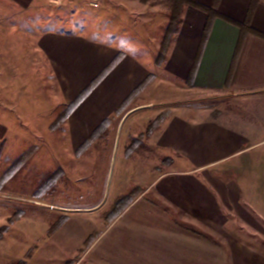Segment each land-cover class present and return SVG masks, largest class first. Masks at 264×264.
<instances>
[{"label":"crops","instance_id":"1","mask_svg":"<svg viewBox=\"0 0 264 264\" xmlns=\"http://www.w3.org/2000/svg\"><path fill=\"white\" fill-rule=\"evenodd\" d=\"M40 1L0 0V140L44 138L35 145L30 141L37 147L36 152L8 175L0 193L29 198L53 174L50 167L46 174L51 162L56 163V168L66 169L63 160L52 151L50 140L45 139L54 132L52 125L59 116L87 89L89 94L58 127L75 118L80 123L94 119L95 114L100 119L86 137L89 140L104 128L102 124H108L111 114L123 112L136 99H146L158 90L161 79L165 80L152 70V66H158L154 60L148 67L142 60L135 61L130 51H115L110 45L93 44L85 52L77 45L68 52L61 41L64 34L45 29L42 19L36 21V17L43 18V10L36 5ZM192 1L214 7L222 18L215 19L210 33L204 36L206 14L184 7L181 24L161 64L171 88L170 97L187 90L192 95L235 99L243 105L236 106L233 124L226 117L212 123L210 117L198 120L195 115L183 118L172 114L170 120L178 125L173 131L164 132L161 140H182L193 149L198 146L202 160L199 166L209 163L211 144H217V160L227 161L235 156L236 175L240 178L245 175L243 163L249 157L250 183L243 178L240 183L235 182L236 199L241 201L236 209L243 210V194L250 193L252 210L258 217L264 215L259 202V195L264 193V170L260 166V161H264V0H259L250 18L249 26L254 31L239 26L248 19L252 0ZM118 56L119 60L107 71ZM150 77L145 88L133 96ZM162 95L159 90L160 99ZM87 108L89 116L79 117ZM136 110L128 111L127 117ZM36 130L45 131L35 134ZM30 149L12 156L11 162ZM71 171L66 170V178L90 173ZM109 172L110 168L101 170L100 179H93L94 184L89 187V182L74 180L75 190H92L85 191L76 201L53 200L62 195L60 186L57 195L34 203L33 215L10 226L8 232L22 235L20 242L25 243L18 253L13 248L11 257L7 251L8 260H24L31 251L27 264H211L210 240L194 232L195 224L206 228L211 224L210 179L206 184L191 171L162 174L153 190L147 189L117 213L116 201L126 197L122 179L126 170H113L111 200L106 202L103 199ZM223 190L226 186L220 187L219 191Z\"/></svg>","mask_w":264,"mask_h":264},{"label":"rangeland","instance_id":"2","mask_svg":"<svg viewBox=\"0 0 264 264\" xmlns=\"http://www.w3.org/2000/svg\"><path fill=\"white\" fill-rule=\"evenodd\" d=\"M126 1L128 0H41L36 5L43 10V18L36 17V21L42 19L45 29L64 34L61 41L67 45L68 52L73 51L77 45H80L78 48L83 51L93 44L110 45L115 51H130L136 57L135 61L142 60L148 67L152 66L154 60L158 66L154 69L152 66V70L166 80V70L161 64L168 53L173 36L168 18L172 1ZM165 80L161 79V86L157 91L153 90L146 99H136L123 112L111 114L108 124L89 140L86 137L98 123L96 120L100 119L95 114L94 119L80 123V120L75 118L51 132L49 139L45 140H50L52 151L63 160L66 169L56 168V163L51 162L46 174L49 173L50 167L53 174L57 173V180L41 198L0 193V264H13L8 260V256L13 248L18 249L17 253L21 251L25 243L20 242L22 235L15 231L8 232L10 219L14 224L23 217L33 215L31 206L39 203L43 197L57 195L60 186L62 195L53 197V200L76 201L78 197L80 199L85 191L90 193L92 190L82 187L75 190L72 187L75 185L73 181L77 179L89 182V187L94 184L93 179H100L98 174L101 170L109 168L103 199L106 202L111 200L109 189L113 170H126V177L122 178L125 180L124 191L126 196L129 195L133 200L147 189H152L155 181L165 173L191 171V175L200 181L205 180L206 184V180L210 179L211 224L209 228L195 224L194 232L210 240L211 264H264V215L259 214L256 217L252 210L250 193L243 194V210L236 209L241 201L236 199L235 182L240 183L243 178L242 181L250 183V158L244 160L245 175L240 178L236 175L235 156L227 161L217 160V144H211L210 160L207 159L209 163L199 166L202 160L198 146H195L194 150L193 146H188L181 142L182 140H161L164 132L173 131L177 127L178 124L170 120L176 113L183 118L195 115L200 118L198 120L210 117L212 123H218L220 117H226L227 122L233 124L236 106L243 105V102L231 98L192 95L187 90L176 91L173 98L170 97L171 88ZM179 84L184 86L181 81ZM159 90L163 92V99L158 97ZM166 92L169 96L164 95ZM62 105L60 107L63 109ZM135 109L138 110L127 117L126 113ZM87 114L89 116L88 108L78 116L82 118ZM160 116H163V119L158 123V127L149 133L148 127ZM44 131L36 130L35 134ZM42 140L43 137H36V140H0V171L3 174L0 177V187H3L9 178L8 170L14 172L21 166L27 157L36 152L37 147L34 145ZM117 140L119 143L116 146ZM30 141L34 145L29 144ZM115 146L117 153H114ZM30 147L28 153L19 155L15 162H11L12 156L21 154ZM128 149L129 153L126 155ZM237 157L241 162V157ZM60 158L56 157V160ZM260 164L264 170V161H260ZM7 166H10L8 170L5 169ZM80 169L90 173H81L77 178H66V170L71 173V170ZM223 186H226V191H219ZM259 197V202L262 203L260 211L264 214V193ZM110 212L113 213V210ZM8 225V230L4 232L2 228ZM16 238L18 240L15 241ZM23 239L25 241V236ZM7 251L10 253L8 256ZM28 254L31 255V251L26 254L25 261Z\"/></svg>","mask_w":264,"mask_h":264},{"label":"trees","instance_id":"3","mask_svg":"<svg viewBox=\"0 0 264 264\" xmlns=\"http://www.w3.org/2000/svg\"><path fill=\"white\" fill-rule=\"evenodd\" d=\"M143 2L147 1V0H142ZM172 1V7L170 9V12L168 14V18H169V28L170 30H172V35H174L177 30L179 25L181 24V16H182V12L184 7L186 6H191L194 7L196 9H199L201 11H203L206 16V24L204 27V36H207L213 26V23L215 21V19L217 18H222L221 15L216 11V9L214 7H205L202 5H199L195 2H193L192 0H171ZM219 1V0H216ZM259 0H252V3L250 5V9L248 12V19L246 20V22L242 25L239 24V26L241 27L242 30H246V31H254L252 28H250L249 24H250V18L251 15L256 7V5L258 4ZM119 60V56L116 58V60L108 67L107 71L109 69H111V67H113L116 62ZM151 80V77L148 78V80L142 85L140 86L138 89L135 90V92L133 93V96L137 95L139 92H141L143 90V88H145V86L149 83V81ZM90 89H87L79 98L78 100H76V102L72 103L60 116L59 118L56 120V122L54 123V125H52V130H55L63 121L66 117H68L70 115V113L77 107V105L89 94ZM163 119V116L158 117L151 125L150 127H148V132H152L153 129H155V127L158 125V123ZM105 125H107V122H105L104 124H102L103 127H105ZM158 127V126H157ZM101 129V128H100ZM98 129L95 134L100 130ZM152 130V131H151ZM95 134L93 135V137L95 136ZM91 137V138H93ZM90 138V139H91ZM129 153V149L126 151V155H128ZM12 171L8 170V175L11 173ZM57 180V173L52 174L33 194L34 198H41L46 192L49 191V189L51 187L54 186V184L56 183ZM133 201V199L128 195L124 198H120L118 201H116L115 205H114V210L118 213L121 212L124 208H127L128 205H130V203ZM8 224L11 226L13 224V221L10 219L8 221ZM8 226H4L2 229L5 232L6 230H8L9 228ZM29 255V254H28ZM13 264H27V262L25 260H21L18 261L16 263Z\"/></svg>","mask_w":264,"mask_h":264},{"label":"water","instance_id":"4","mask_svg":"<svg viewBox=\"0 0 264 264\" xmlns=\"http://www.w3.org/2000/svg\"><path fill=\"white\" fill-rule=\"evenodd\" d=\"M131 113V112H130ZM128 116V115H127ZM118 145V140H117V142H116V146ZM117 150V149H116ZM116 150H115V153H116Z\"/></svg>","mask_w":264,"mask_h":264},{"label":"built area","instance_id":"5","mask_svg":"<svg viewBox=\"0 0 264 264\" xmlns=\"http://www.w3.org/2000/svg\"><path fill=\"white\" fill-rule=\"evenodd\" d=\"M96 5V4H95ZM97 6V5H96Z\"/></svg>","mask_w":264,"mask_h":264}]
</instances>
